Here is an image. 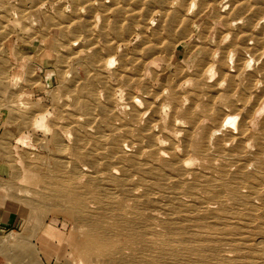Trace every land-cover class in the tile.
Wrapping results in <instances>:
<instances>
[{"label":"rangeland","instance_id":"374dc122","mask_svg":"<svg viewBox=\"0 0 264 264\" xmlns=\"http://www.w3.org/2000/svg\"><path fill=\"white\" fill-rule=\"evenodd\" d=\"M262 17L0 0V264H264Z\"/></svg>","mask_w":264,"mask_h":264},{"label":"bare ground","instance_id":"6f19581e","mask_svg":"<svg viewBox=\"0 0 264 264\" xmlns=\"http://www.w3.org/2000/svg\"><path fill=\"white\" fill-rule=\"evenodd\" d=\"M193 6H194V4H193ZM192 8V7H191ZM240 22V21H239ZM249 23V22H248ZM259 23L261 24V23H264V17H262L260 20H259ZM252 27V26H251ZM111 35V34H110ZM242 47V46H241ZM146 52H149V50H147ZM232 57H234L233 56V54L231 53L230 55H229V60H231L232 59ZM213 58H214V56H213ZM232 61V60H231ZM249 64L250 63H247L246 64V68L249 66ZM149 65V64H148ZM251 66V65H250ZM213 68L211 67L209 70H207V75H209V79L210 78H212L213 76L211 75L212 73H213ZM262 70V69H261ZM230 71H232L233 72V70H230ZM256 73V72H255ZM212 76V77H211ZM257 76V75H256ZM257 78V77H256ZM261 79V78H260ZM211 80V79H210ZM208 82H210V81H208ZM260 84V83H259ZM245 87V86H244ZM219 88V87H218ZM252 89V88H251ZM247 99V98H246ZM246 101V100H245ZM137 102V101H136ZM139 103V102H138ZM146 105V104H145ZM156 107V106H155ZM247 107V106H246ZM244 109V108H243ZM158 112V111H157ZM262 112H264V105H263V107L260 109V111H259V113H262ZM141 114V113H140ZM176 123V122H175ZM153 124V123H152ZM148 127V126H147ZM222 129V128H221ZM232 129V128H231ZM150 130V129H149ZM147 131V130H146ZM149 132V131H148ZM242 135V134H241ZM234 137V136H233ZM190 138V137H189ZM151 139H153V138H151ZM138 141V140H137ZM155 143V142H154ZM173 143V142H172ZM149 147H150V145H149ZM156 147V146H155ZM152 149V148H151ZM156 149V148H155ZM140 153V152H139ZM158 153V152H157ZM164 157V156H163ZM157 158V157H156ZM155 158V159H156ZM155 161V160H154ZM156 161H157V159H156ZM179 162V161H178ZM142 166V165H141ZM175 166V165H174ZM177 166V165H176ZM126 169V168H125ZM149 169V168H148ZM156 169V168H155ZM147 170V169H146ZM155 171V170H154ZM157 172V171H156ZM153 173V172H152ZM144 180V179H143ZM145 181V180H144ZM143 181V182H144ZM108 182V181H107ZM125 182V181H124ZM174 182V181H173ZM238 186V185H237ZM256 186V185H255ZM120 187V186H119ZM132 187V186H131ZM253 188V187H252ZM136 193V192H135ZM176 196V195H175ZM249 206V205H248ZM247 208V207H246ZM250 208V207H249ZM256 208V207H255ZM262 212V211H261ZM257 215V214H256ZM259 215V214H258ZM251 217V216H250ZM251 219V218H250ZM253 222V221H252ZM152 252V251H151ZM143 259V258H142ZM147 261V260H146ZM138 263V262H137ZM146 263V262H145Z\"/></svg>","mask_w":264,"mask_h":264},{"label":"crops","instance_id":"0c3cea01","mask_svg":"<svg viewBox=\"0 0 264 264\" xmlns=\"http://www.w3.org/2000/svg\"><path fill=\"white\" fill-rule=\"evenodd\" d=\"M1 136H2V125L0 124V141H1ZM12 217L11 216H7L4 217L2 219H0V226L2 227H10L13 226L15 221L12 223Z\"/></svg>","mask_w":264,"mask_h":264}]
</instances>
